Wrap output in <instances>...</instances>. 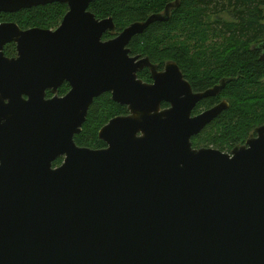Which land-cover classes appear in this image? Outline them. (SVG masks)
I'll return each mask as SVG.
<instances>
[{
  "label": "water",
  "instance_id": "obj_1",
  "mask_svg": "<svg viewBox=\"0 0 264 264\" xmlns=\"http://www.w3.org/2000/svg\"><path fill=\"white\" fill-rule=\"evenodd\" d=\"M56 2V30L0 23V264H264V124L230 153L195 148L230 104L194 110L231 79L195 92L177 62L129 48L180 0L110 39L94 0H0V13ZM104 93L129 114L99 131L107 147L79 146Z\"/></svg>",
  "mask_w": 264,
  "mask_h": 264
},
{
  "label": "trees",
  "instance_id": "obj_2",
  "mask_svg": "<svg viewBox=\"0 0 264 264\" xmlns=\"http://www.w3.org/2000/svg\"><path fill=\"white\" fill-rule=\"evenodd\" d=\"M176 0H94L90 10L98 18L112 17L116 31L105 34L114 38L127 26L144 21L153 14L163 13ZM68 11L67 4L52 3L13 14L0 13V21L12 20L23 28H55ZM264 0H180L167 21H156L144 33L135 36L129 48L132 55L148 56L162 70L169 60L180 66L196 92L205 91L231 79L216 97L202 100L193 114H199L222 99L230 106L215 118L199 135L193 137L195 148L199 140L214 138L234 148L245 144L250 134L264 124ZM7 56L16 54L14 43L5 47ZM145 82H152L151 70L139 73ZM69 83L59 89L63 96ZM52 94L48 92V97ZM169 104L164 103L163 107ZM127 106L113 101L104 93L91 106L82 132L75 136L79 146L92 149L107 147L99 131L113 118L128 115ZM63 158L54 162L62 164Z\"/></svg>",
  "mask_w": 264,
  "mask_h": 264
},
{
  "label": "rangeland",
  "instance_id": "obj_3",
  "mask_svg": "<svg viewBox=\"0 0 264 264\" xmlns=\"http://www.w3.org/2000/svg\"><path fill=\"white\" fill-rule=\"evenodd\" d=\"M8 17L4 16V19L6 20ZM58 26V25H57ZM56 27V26H55ZM169 61H174V60H169ZM168 62V61H167ZM166 62V63H167ZM176 62V61H175ZM222 101H227L226 99H222ZM229 103V102H228ZM255 135L254 133L250 134L249 138ZM198 148H214V149H219L223 152L230 153L234 148L229 147V145H225L223 142L220 140H215L214 138H205L202 140H199L197 143Z\"/></svg>",
  "mask_w": 264,
  "mask_h": 264
},
{
  "label": "flooded vegetation",
  "instance_id": "obj_4",
  "mask_svg": "<svg viewBox=\"0 0 264 264\" xmlns=\"http://www.w3.org/2000/svg\"><path fill=\"white\" fill-rule=\"evenodd\" d=\"M2 22H13V21H12V20H2V21H0V23H2ZM15 23H16V22H15ZM17 24H18V23H17ZM18 25H19V24H18ZM19 26H20V25H19ZM20 27H21L22 29H24V30H26V29H30V28H34V27L23 28L22 26H20ZM58 27H59V25H58L57 27H55V28H50V29H52V30H56ZM10 44H12V43H10ZM14 44H15V43H14ZM15 46H16V44H15ZM5 47H6V46H5ZM4 51H5V49H4ZM5 54H6V53H5ZM6 56H7V55H6ZM16 56H17V46H16V54H15L14 56H11V57L8 56V57H10V58H14V57H16ZM65 83H67V82H65ZM65 83H64V84H65ZM64 84H63V85H64ZM63 85H62V86H63ZM62 86H61V87H62ZM61 87H60V88H61ZM60 88H59V89H60ZM58 91H59V90H58ZM195 92H196V91H195ZM58 93H59V92H58Z\"/></svg>",
  "mask_w": 264,
  "mask_h": 264
},
{
  "label": "bare ground",
  "instance_id": "obj_5",
  "mask_svg": "<svg viewBox=\"0 0 264 264\" xmlns=\"http://www.w3.org/2000/svg\"><path fill=\"white\" fill-rule=\"evenodd\" d=\"M198 148V147H197Z\"/></svg>",
  "mask_w": 264,
  "mask_h": 264
}]
</instances>
